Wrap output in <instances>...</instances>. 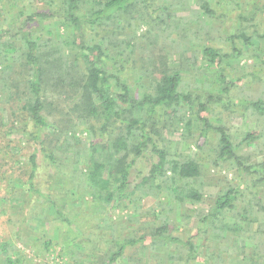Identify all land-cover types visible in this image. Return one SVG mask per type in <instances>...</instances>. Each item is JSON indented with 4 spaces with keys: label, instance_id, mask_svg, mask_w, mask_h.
Segmentation results:
<instances>
[{
    "label": "trees",
    "instance_id": "1",
    "mask_svg": "<svg viewBox=\"0 0 264 264\" xmlns=\"http://www.w3.org/2000/svg\"><path fill=\"white\" fill-rule=\"evenodd\" d=\"M130 1L48 0V9H36L26 15L17 28L4 29L5 34L9 35L8 38L0 34V102L4 104L3 107L0 105V142L4 141L3 148L11 151L10 145L14 140L9 138V135H15L16 144L24 140L28 147L34 145L33 150L26 156L27 166L21 172L26 178L21 183L9 180L7 195L2 196L3 202L11 199L8 195L16 190L19 183L21 185L18 189L22 190L21 201L24 203L20 208L22 215L20 222L25 220L27 214L35 216L36 213L32 210L42 198L49 202L55 218H60L64 227L66 226L64 229L67 230L75 223L76 226H81L82 232L79 234L64 237L62 234L55 243L44 238L43 242L46 249L50 245H59V254L67 255V259L73 264L84 263L77 259L76 255L80 252V256H86V253H81L86 248L91 252H97L98 241L100 239L103 241L104 237L106 239L104 242L109 243L106 250L97 257L96 254L94 261L90 256L91 258L85 262L121 264L126 256L124 254L126 247L141 243L145 254L144 259L137 258L140 260L137 264H211V260L203 256L206 252L196 251V246L197 238L201 239L199 235L205 232L203 237L205 239L206 234L212 230L220 232V237L226 234L233 235L234 243L236 242L234 245L239 247L240 253H243L247 246L243 245L241 249L242 244L252 243L257 233L262 235L261 240L246 248L249 252V264H264V228L252 226L256 224L252 206H258V210L264 211V203L261 199L252 202L251 198L245 205L238 203L248 187L257 189V192L253 193L255 197L258 191L264 192L262 188L264 160L257 162L252 160L251 155L239 154L236 151L239 146L249 145L255 141L260 131L248 130L235 142L227 126L212 124L206 116H202V113L210 110L212 104L218 103L223 106L225 102L221 97L222 93L214 91L216 84H220V92L226 93L236 85V80H240V78L232 80L222 66L232 58L240 56L242 50L237 44L248 47L252 37L256 35L264 39V31L261 34L256 32L259 23L255 19L257 12L264 10V5L260 0L249 1L251 4L246 14L239 12L236 15L237 26L225 34L226 41L231 45L229 51H224L217 45H209V40L215 36L209 37L210 34L206 32L209 38L203 39L199 36L194 40L192 56L185 59L180 56L172 66L167 62V50L161 48L157 54L148 56L146 60L148 66L145 67V64L140 66L142 76L139 78L145 77L147 84L141 83L142 91L133 93V86L118 73L119 68L124 69L123 63L116 71H109L107 66L109 63L107 61L111 62L112 67L116 64L113 54L108 53L109 46L114 47L116 42L105 43L104 40H95L92 36L89 38L87 31L90 29L94 32L99 27L107 26L113 30V35L116 34L118 29H123L133 18L134 14L129 9L133 5L136 6L133 11L138 16H141L143 10L149 11L146 12L149 19H141V22L156 28L155 39H166L170 33H176L179 25L171 30L172 26H175L169 21L173 12L171 14L166 12L165 18L163 14H157L156 18H153L150 14L153 10L150 3H147L149 0H140L145 9L138 4H131ZM232 4L239 6L235 0H197L195 5L200 8V13L224 23L225 13H216L214 7L223 5L230 9ZM168 6L171 4L160 6L159 9L165 10ZM22 13L24 14V11L18 12L14 20H18ZM56 20L59 26L64 27L65 34L59 33L58 30L54 33ZM2 24L5 23L0 21V32L3 31ZM46 29L50 36L45 34ZM200 30L202 29L198 28V31ZM149 33L152 34V31H147V34ZM175 35L181 37L179 34ZM124 40L122 38L117 41ZM125 43L131 46L130 40L126 39ZM187 46H182V52L191 51L186 48ZM144 47L147 50L146 43ZM138 58L142 62L144 55ZM133 62L135 67V60ZM189 69L195 73L200 72L204 78L208 77L205 81L207 87L204 84V87L200 88L182 89V74L189 72ZM212 71L215 73L210 75ZM250 75L256 76L254 72ZM225 105L228 107L230 104ZM240 105L242 108L252 107L255 111L264 113L262 98L244 99ZM191 117L203 121L204 140H207L208 133L214 134L213 138L216 140L214 162L223 161L234 166L238 171L239 183L221 190L210 210L203 213L199 219L203 227L195 229V232L190 233L184 240L171 233L179 226L170 224L166 217L161 218L160 224L151 226L147 234L124 241L117 236L111 240L106 238L107 233L101 224H107L110 216L105 215L107 210L100 209V204L110 206L112 209L127 207L131 202V196L137 190L140 193L139 198L151 195L153 191L148 189L149 185L156 189L164 186L168 201L174 199L177 206L186 200L193 202L202 200L203 193L196 186H191L190 182L202 176L203 165L194 156L185 155L184 160L175 158L174 155L178 153L174 145L176 140H168L172 144L170 151L169 147L165 146L167 141L165 133L174 132L182 122L189 130ZM80 122L84 124L81 128ZM77 129H81V133L86 131L88 136L83 134L78 136L75 134ZM159 141L162 142V147L159 146ZM196 145L198 147L201 145L200 140H197ZM149 146L151 154L148 157L150 166L147 174L138 177L139 181L133 188H128L136 160L145 157ZM12 150H16V145ZM38 151L43 157L42 164L52 169V172L48 173L51 179L49 183L61 189L60 195L52 196V189L48 188L46 193L42 192L35 183L39 166ZM57 151L61 152V156L56 154ZM0 160L5 159L1 156ZM137 172L139 174L141 170L137 169ZM2 175L4 174L0 172L1 177ZM245 181H248V184L244 186ZM85 193L91 200L90 202L88 198L85 200L88 203L86 210L90 211L89 203L97 205L91 210V214L97 217L96 221L91 218L92 222L94 221L92 224L88 218L84 224L78 223L76 218L79 215V208L73 207L75 210L72 212H70L72 209L66 210L68 206L66 203L72 204L71 201L81 199ZM32 197L33 209L25 213L26 204ZM80 210L83 211L82 208ZM218 214L223 216L218 217ZM229 215L236 220L225 219V216ZM155 216L157 217V214ZM92 227L95 229L90 231ZM83 233H88L90 238L83 239ZM16 236L19 237V234ZM170 243H173V247L167 250ZM8 245L7 241L0 242V255L4 264H24L25 260L32 263V259L26 258L14 246L9 249ZM158 247L165 250L161 263V252L156 249ZM14 249L13 256L11 251ZM127 257L131 259L132 255ZM163 260L166 262L162 263Z\"/></svg>",
    "mask_w": 264,
    "mask_h": 264
},
{
    "label": "rangeland",
    "instance_id": "2",
    "mask_svg": "<svg viewBox=\"0 0 264 264\" xmlns=\"http://www.w3.org/2000/svg\"><path fill=\"white\" fill-rule=\"evenodd\" d=\"M235 1L239 3V6L232 4V8L230 9H226L223 5L216 6L217 8L214 7L216 13H225V21L222 23L219 19H213L205 13H200V8L195 5L197 0H149L147 3H150L151 5L153 12L150 14L153 18H156L155 16L157 14H163V18H165L166 12H168V14L173 12L169 21L175 26H172L171 30L176 28V25H179L180 29L177 28L176 33H170L171 35L166 37L164 40L155 39V33H157L156 28L150 27L148 24L141 22V19H149L146 13L148 10L146 12L143 10L141 16H138L133 11V8L136 7L134 5L129 8L131 13L134 14L132 16L133 20H129V23H126V26L123 29H118L116 34L113 35V30H110L111 28H107V26L99 27L95 29L94 32H91L89 29L87 34L89 38L92 36L95 40H104L105 43H108L109 41L116 42L114 47L113 45L109 46L110 50L108 53L113 54L114 59H116V64H114L113 67L111 66V62L107 61L109 62L107 63L109 71H116L117 68H119V65L123 63L124 69L119 68L120 71L118 73L122 78L127 79V82L133 86L132 92L138 93L142 91L140 84H147V79L145 77L139 79L142 76L140 66L145 64V67H147V57L152 54H157V51L161 48L164 51L167 50V62L170 66L176 64L180 56L184 59L192 56V45L194 44V40L199 36L203 39L215 36V38L209 40V45H217L221 47V49L223 48L224 51H229L231 49V45H229V42L226 41L225 34L235 29L237 26L236 15L239 12L246 14V10L251 4L248 2L252 0ZM260 1L261 4L264 5V0ZM141 2L142 1L140 0L130 1L131 4H138L142 9H145ZM48 4V0H0V21L5 23L1 25L3 31L0 32V34L6 35L5 37L8 38L9 35L8 33L5 34L4 29L12 27L17 28L26 15L31 14L32 11L36 9L46 10L49 8ZM168 4H171V6H168L169 8L167 7L165 10L162 9V11L159 9L160 6H166ZM21 11H24V14L22 13L18 20H14L15 15ZM128 14L130 15V13ZM255 19H257L258 21H255L259 23L257 25L256 32L257 34H261L264 31L263 9L257 12ZM130 22H132V24ZM54 24V33L58 30L59 33L65 34L64 27L59 26L57 20L54 21ZM198 28H201L202 30L198 31ZM47 29L45 34L50 36L51 34L47 33ZM149 30L152 31V34H147V31ZM197 32L199 35H196ZM206 32L210 34L209 37L206 36ZM175 34H179L181 37H177ZM116 38L117 40H122V38L125 40L120 42L117 41ZM126 39L130 40L131 46H127L125 43ZM186 41L189 43L185 44L187 43ZM250 42L251 44L248 47L237 44V46L242 50L240 56L232 58L227 61L226 64L224 63L222 65L224 70L229 73L227 75L230 76L232 80L235 81L237 78H240L239 81L236 80V85L231 87L230 91L226 93L220 92V84H216V86H214L216 88L214 91L216 93H222L221 97L226 103L224 102L223 106L218 103L212 104L210 110L207 113H202V116H206L208 121L212 124H224L227 126L228 132L233 136V141L235 142L238 138H241L246 131L252 129L259 130L260 135L256 137L255 141L249 145L243 144L236 150L239 154L244 153L246 155H251L252 160L259 162L264 160V113H259L252 107L242 108L240 105V102L244 99L256 100L257 98H262L264 101V62H262L264 61V39L262 36L258 37L256 35L255 37H252ZM145 43L148 46L147 50L144 47ZM184 45H188L186 48L191 51L182 52V46ZM195 47L197 48V44ZM141 55H144L142 62H140L138 58ZM134 60L137 63H135V67L133 62ZM217 69L220 70V68ZM252 72L256 74L255 77L250 75ZM212 73L214 74L215 72L212 71L210 75H212ZM182 75V89H192L193 87L200 88L204 84L206 86L205 81L208 77L204 78L205 76H203L200 72L195 73L189 69V72H183ZM228 103L230 105L227 107L225 104ZM0 105L2 107L4 106V104L2 105V102H0ZM180 111L182 112L183 110L181 109ZM3 113L5 114V112ZM160 121L162 122V120ZM83 126L84 124L80 122V128ZM204 126L205 125L202 120H198L193 117L189 130L186 129L184 123L182 122L179 123L178 128L174 132H171L169 129L170 132H166L164 136L167 139L165 146L167 148L169 147V151L170 146H172L169 141L176 140L174 145L176 149L175 151H178V153L176 155L172 153L175 158L184 160L185 155H190L194 156L196 160L203 165L202 176L195 178L192 182H190L191 186H196L203 193L202 200L199 202L186 200L180 206H177L175 205L176 203L174 199L168 201L164 186L160 187V189H156L153 188L152 185H149L148 189L152 190L153 193L149 196L139 198L140 193L137 190L136 193L131 196V202L127 205V207H116L112 209L109 208L110 206L100 204V209H106L107 212H105V215L110 216V220L107 221V224H101L107 233L108 237L106 238L111 240L113 237L117 236L119 239L124 241L127 238L147 234L150 232L149 229L151 226L158 225L162 222V217H166L170 224L179 226L177 230L171 231V233L183 240L186 239L190 233L195 232V229H201L203 227V224L199 219L203 216V213L210 210L215 197L221 193L222 189H226L227 186L231 184H238L240 181L238 171L234 169V166L223 161L217 163L214 162V158L216 157L214 151L216 140L213 138L214 134L208 132V134L205 133L207 134V140L202 138V128H204ZM86 133V131L81 133V129H77L75 134L78 136L80 134L88 136ZM9 138H13L12 140H14L13 144L10 145L11 151L10 149L3 148L5 145L4 141L0 142V148H2L0 157L3 156L5 159L0 160V172L4 174L2 177L0 176L2 178L0 179V242L7 241L9 244L8 246H10L9 249L14 246L15 249L20 250L19 252H22L21 254H23L26 258L32 259V263L29 260L26 261L24 259V264H73V262L70 263L67 259V255L61 256L59 254V245H50V247L46 249L44 248L43 242L45 241L44 238L55 243V241H58V237L60 235L62 236V234L63 237L66 235L79 234L82 232L81 226H76L75 223L72 226L70 225L67 230L64 229L66 226L64 227L60 218H55V214H53L52 207L49 205L48 201L43 200L42 198L41 200L39 199L40 201H38L37 206L33 209L34 197H32L26 204L25 213H28V211L33 209L32 211L36 213L35 216L27 214L25 220L20 222L22 217V215H20V208L24 203L21 201L22 190L18 188H20L21 185L19 183L26 178L25 175L21 174V172L27 166L26 156L33 150L34 145L28 147L24 140H22V142H17L16 144L17 137L15 135H9ZM197 140H200L201 145L199 147L196 145ZM14 145H16V150H12ZM159 146H163L161 141H159ZM6 150L8 151L6 152ZM150 150L151 146L147 149L145 157L142 156L136 160L132 169L131 182L128 188H133L135 183L139 181V178L147 174L150 166V160L148 158L151 154ZM56 154L61 156V152L59 151H57ZM155 158L156 156L153 157V159ZM42 160L43 157L41 152L38 151L37 163L39 166L34 180L35 183L39 188H41L42 192L46 193L48 188L50 190L52 189V196L53 194L60 195L62 192L61 189L49 183L51 179L48 173L52 172V169L46 164H42ZM136 168L139 169V171L141 170L139 174ZM10 179L17 180L19 183L16 185V190L13 191L12 194L8 195L11 199L3 202L2 196H5L8 190ZM245 182L243 184L244 186L245 184H248V181ZM254 192H257V189H253L251 187L244 190V196L238 201L239 205H245V202L249 198H251L252 202H256V200L258 201V199H261L262 203H264V192L258 191L257 197L253 195ZM73 193L74 192H72V194ZM87 198L89 200L88 202H90V197L85 193L81 196V199L71 201V203L73 202L72 204L66 203L68 205L66 207L67 211H70L73 207L79 208L80 212L76 209L79 213L76 218L79 224H84V221L87 218L90 220L91 224L97 220V217L91 214L92 208L97 207V205L95 203H89L90 211H87L86 206L88 203L85 201ZM257 207L258 206L255 205L252 206V213L256 216V224L254 223L252 226L253 228L256 226L264 228V211L258 210L259 207ZM75 208L70 212L74 211ZM80 208H82L83 211L80 210ZM155 214H157V217ZM222 216V214H218V217ZM229 216H225V219L227 218L229 221L236 220L233 216ZM159 217L160 219H158ZM91 218L94 220L93 222ZM178 222H180V224ZM94 229L95 227H92L90 228V231H93ZM65 230L66 232H64ZM17 234H19V237L16 236ZM204 234L205 232H202L199 235L201 239L197 238L198 246H196V251L204 250L206 253L203 256H207L209 260H211V264H249V252L246 247H249L252 243L255 244L257 240L259 241L261 240L260 238H262V235L257 233L255 239H252V243L247 242L242 244L240 247L241 249L243 245L247 246L243 249V253H240L239 247L234 245L236 242L234 243L233 235L226 234V236L220 237V232L212 230V232H208L206 234V238L204 239ZM42 235L44 236L41 237ZM88 238H90L89 234L83 233V239L86 240ZM102 240L103 241L100 239L98 241L97 252H91L90 249L88 250L86 248L81 252L82 254L86 253V256H80L79 252L76 255V258L84 261L83 264H88V261H85L88 260L90 256H92L91 260L94 261L95 255L97 254V257L103 252V250H106V245H109V243L104 242L106 241L105 237L102 238ZM236 241L238 242L239 240ZM112 242L113 241H111V243ZM82 243L84 245L83 241ZM172 247L173 243H170L167 250ZM15 249L11 251L13 256L15 255ZM156 249L161 252V263V258L165 250L162 247H158ZM124 254L126 256L123 258V264H137V262L140 261L137 258H143L145 249L142 244L139 243L133 246H127ZM127 255H132V258L128 259ZM164 260L162 263L166 262ZM178 261L181 262L182 260ZM178 261H176V263H178ZM0 264H4L1 255Z\"/></svg>",
    "mask_w": 264,
    "mask_h": 264
}]
</instances>
